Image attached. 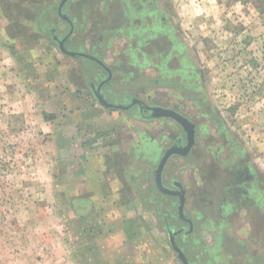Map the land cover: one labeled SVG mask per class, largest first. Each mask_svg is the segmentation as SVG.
Returning <instances> with one entry per match:
<instances>
[{
  "label": "rangeland",
  "instance_id": "rangeland-1",
  "mask_svg": "<svg viewBox=\"0 0 264 264\" xmlns=\"http://www.w3.org/2000/svg\"><path fill=\"white\" fill-rule=\"evenodd\" d=\"M60 1L0 0V264H183L166 230L168 222L185 226L176 213L165 216L177 197L164 195L163 204H158L153 198L159 190L149 173L151 166H145L170 142L162 137L158 121L138 118V105L128 111L109 109L127 120L123 134L117 129L103 134L93 131L90 107L98 102L89 81L97 83L98 73L104 71L85 57L60 50L50 33L52 27L56 36L69 30L58 14ZM155 1L171 36L167 47L179 48L180 59L185 57L192 65L228 140L240 147L250 175L264 194V0ZM80 2L69 0L64 6L86 31L79 43L86 41L88 50H96L108 65L119 57L127 59L121 72L124 85L116 72L105 88L121 85L128 95L158 103L159 90L144 81L145 75L155 77L156 58L146 63L139 53L142 49L128 45L127 55L114 53L108 44L97 49L93 29L97 21L92 15L84 27ZM67 47L77 49L71 43ZM207 121L215 129V123ZM120 136H127V145L141 140V152L127 165L137 177L128 176L127 184L120 185L132 190L133 196L126 190L123 196L133 201V207L116 214L100 202L105 193L115 191L110 152ZM212 137L218 139L216 132ZM176 162L169 161V173L184 164ZM100 172L109 178L107 183L97 182ZM175 173L188 188L186 209L196 218V213L209 209L204 204L210 193L205 192L202 176ZM224 182L212 194H218ZM200 189L204 193L199 194ZM82 202L87 206L80 207ZM263 209H253V229L235 226L234 236L224 237L220 262L201 239L189 243L179 237V241L198 264H264L256 260L262 256ZM201 225L196 218V228ZM242 238L246 243L238 241ZM204 240L210 245L215 242L210 232Z\"/></svg>",
  "mask_w": 264,
  "mask_h": 264
},
{
  "label": "flooded vegetation",
  "instance_id": "flooded-vegetation-1",
  "mask_svg": "<svg viewBox=\"0 0 264 264\" xmlns=\"http://www.w3.org/2000/svg\"><path fill=\"white\" fill-rule=\"evenodd\" d=\"M93 4L97 6V8L95 7V11H103L104 8H107L106 11L108 14H111V20L109 22L110 32L103 35L104 38L101 40L103 45L112 44L117 41L118 36H122L125 38L128 46L140 47L142 49L139 53L141 54V59H144L146 63L153 62V56L156 58V62H154L155 64L152 66L155 69V77L149 78L144 74V81L147 84L155 86L156 89L159 90V102L148 104L142 100L140 104H132L138 105L139 107L138 117L141 118L149 114L148 109L142 108L144 104L156 105L179 112L193 124L191 128L194 132V139L190 145V130L184 125L178 123L171 117H159L156 119L163 132L162 137H165V139L170 142L166 150L171 147L176 149L169 161L175 159L177 161L176 163H178L179 160L183 161L184 164L182 166L177 164V166H174V169H172L173 171L169 173V171H167L168 161L163 172V184L170 192L173 191V193L158 191L153 194V198L158 204L162 205V196L177 197V201L169 204L168 212L165 213V216L169 218L176 213L175 217L178 222L185 223V226H175L168 222L166 230L168 234H170L169 231L172 230L176 242L184 250L191 264L198 263L191 259L187 248L180 243L179 237H182L183 241L189 243H191L190 241L192 239L194 241L193 243L201 239L202 243L207 245L206 251L208 250L214 255L215 261L220 262L219 255L222 251L220 244L224 241V237L225 239L227 236L233 237V234H235V226H239L240 229L246 228L247 225L250 226L248 227L250 229L254 228L253 224L255 221L252 219V211L255 208L259 210L260 208L263 209L264 194L258 189V183L255 182V179L250 175V167L248 163L243 161L240 147H235L232 141L228 140L229 138L222 129L218 117L216 116L215 109H213L212 105L207 100L206 93L199 84L192 65L187 62L185 57L180 59L179 48H176V46H172V48L167 47L168 44L166 40L169 41L171 36L164 28L165 20L157 7L156 1L81 0V13L84 14V12L88 10V6L90 8V5L92 6ZM102 5H104V8ZM64 10L67 11L65 7ZM97 15H99V13ZM50 33L57 42L55 39L57 29L52 27ZM67 33L68 32L60 37L63 38ZM172 43L173 42H171V44ZM133 56L135 57L134 54ZM143 67L147 68L148 64H144ZM102 71L104 72L98 73V82L95 83V85L97 86L107 80L103 84L102 90L105 92L108 99L115 103L123 104L124 106L133 103L134 99H139L127 93L122 94L121 99V95L116 92V88H105L112 78V72L110 79H107L109 73L105 69ZM92 82L93 81H89V86L93 92ZM118 89L120 90V87H118ZM131 106L126 109V111L130 110ZM205 119L212 120L215 123V129L210 128L208 121ZM164 129H166L165 134ZM215 132L218 139L212 137V135H215ZM165 151L162 152L160 158L156 161V167ZM150 162L153 163L154 161L150 159ZM149 167L147 166L148 169H150ZM156 167L152 171H149L154 177V182V171ZM175 170L188 171L189 173L202 176L200 178L205 184V192L210 193V200L204 204V207H208L209 209H206V211L201 210L198 213L195 212L196 218L202 221V225L199 229L196 228L195 216L189 214L186 209L188 188L185 187L180 178L175 175L177 174ZM142 173H140V176H142ZM147 174L148 173H145V175ZM226 175H229V178H225ZM136 177L137 174H132L131 179ZM215 179L217 180L215 181ZM222 181H225L223 189L218 194L216 193V195L212 194L215 193V187L221 185ZM178 183H181L180 187ZM255 189L257 193L254 192ZM201 191L204 193V191L200 189L199 194L202 193ZM179 192L182 193L185 198L184 212L181 215L178 213V204L180 202ZM207 195L208 194H206V196ZM216 196H218V199ZM213 198L215 199L213 200ZM200 199L205 200L202 197H200ZM244 222H246V224H243ZM206 232L213 234V238L215 239L213 245H210L209 242L204 240V234ZM245 239L246 238H242V240L238 239V241L244 244L246 243L244 241ZM261 255L262 256L256 258L259 263H262L264 260V240ZM246 256H248V254ZM246 256L245 261H247Z\"/></svg>",
  "mask_w": 264,
  "mask_h": 264
},
{
  "label": "crops",
  "instance_id": "crops-1",
  "mask_svg": "<svg viewBox=\"0 0 264 264\" xmlns=\"http://www.w3.org/2000/svg\"><path fill=\"white\" fill-rule=\"evenodd\" d=\"M95 10H96L95 7H91L90 9L88 8V10L86 12H84V14H82L80 19L84 22V27H86L91 21V16L92 15L95 16L94 20L96 19L97 25L94 26L93 29H94V33H96L98 40H99V42H97V49L100 50L103 47V43L101 41L102 38H104L103 35H106V34H108V32H110L109 22L111 20L110 19L111 14H108L107 11L103 12V11H95ZM66 12L70 15V17L75 22L74 31L70 35V38L67 40L66 43H71L73 46H77L76 50L84 49L88 53L93 54L96 57L100 56L96 52V50H93L92 51L93 53H91L88 50L86 41L79 43L80 38H82V36L84 35V33L86 31H84L83 26L81 27L80 22L78 21V19H76V16L74 17L73 13L68 12V11H66ZM98 13H99V15H97ZM101 13H102V15H101ZM116 43H118L119 45H122V47H123L122 50L118 46V44H116ZM112 45H115V47H112ZM108 46L110 47V50H113L114 53H115V50H117L118 54L120 53L123 55H127V42H126L125 38H123L122 36H118L117 41H115L112 44H108ZM71 50H73V49H71ZM69 56H72V55H69ZM72 57H82V56H72ZM85 59H89V58L85 57ZM100 59H102L103 61L105 60L103 58H100ZM89 60H91V59H89ZM91 61H93V60H91ZM105 64H107V63H105ZM108 66L111 69L112 77L117 72L119 75V78L122 79V81H121L122 85H124L123 83H125L126 78H125L124 73L121 74V72L124 71L125 67L127 66V59L120 58V57L116 58L114 63L112 64V66L110 64ZM118 87H120V90L118 89ZM116 92L118 94L122 95V94L127 93V90L122 89V86L120 85V86H117ZM83 103H85V105H88V104H86V102H83ZM109 109H113V108H105V107L101 106L99 103L95 106L90 107V111H92V113H93V116L91 119V124H92L91 126H92L93 131H97L99 133L102 132V134H103L104 132L117 129V131H120V134H123L125 131V127L127 128V123H126L127 120L124 118V116L120 115L118 111H113V110H124V109H113V110H109ZM81 110L84 113V108H81ZM124 111H126V110H124ZM138 118H140V117H138ZM140 119L147 121V119H143V118H140ZM148 121H153V120H148ZM84 126L87 127V124H85ZM126 137L127 136H120L119 140H117L114 143V145L112 147L113 149L110 152V157H112L111 159L114 161L113 165L115 167V171H113V173H112V177H114V182L116 183V185L114 187L115 191L113 192V194L105 193L103 195L105 197L102 198L101 202H100L101 206L103 205L106 207H113L116 214L120 213V212L125 213L127 211V207H133V204H134L133 201H129L127 199L124 200V196H123V194H126V193L133 196L132 192H131L132 190L130 188L127 189V187L121 188L120 185L123 186V185H125V183L127 184L128 176L130 177V180L135 179V178L131 179L133 173L131 171L127 170V165L129 164L128 160L132 159L133 156H134V158L135 157L139 158L138 153L141 152V140H140V142H138L139 144H137V145L135 142H132V141H130L131 144L127 145V138ZM160 155H158V153L153 154L151 157V161H154V162L153 163L151 162V164H149V165H145L146 168H147V166H151V171H152L156 167V161L158 160ZM102 174L103 173L100 172L99 176L101 178L97 179V182L100 185L103 183H107L108 179H109L108 177L103 178ZM101 188H102V186H101ZM134 188L132 187L133 191H135ZM124 190H126V193L124 192ZM135 201H137V199H135ZM83 203H85V202H82L79 204V205H81L80 207H86L87 206L86 204L84 205ZM89 205H88V207H89ZM136 205H138V204H136ZM116 217L119 218L120 216L116 215ZM124 218L125 217L119 218V219L123 220ZM117 225L118 224H116L114 226V229H113L114 233L117 229ZM123 234H127V233H123Z\"/></svg>",
  "mask_w": 264,
  "mask_h": 264
},
{
  "label": "water",
  "instance_id": "water-1",
  "mask_svg": "<svg viewBox=\"0 0 264 264\" xmlns=\"http://www.w3.org/2000/svg\"><path fill=\"white\" fill-rule=\"evenodd\" d=\"M68 1L69 0H61L59 5H58L59 16L63 20H65L69 24V27H70L68 33L63 38H61L60 36H56V38H55L57 40V44H58L60 50L64 53L68 54V55L82 56V57H86V58L93 60L94 62H96L97 64L102 66V68L105 69L109 73V76L107 79H110L111 69L109 68V66L107 64L104 63V61L102 59L96 57L93 54L88 53L84 49L71 50L67 47V44H66L67 39L73 33L74 27H75V22L70 17V15L64 10V6ZM105 81H107V80H105ZM105 81H103L101 84H99L97 86L95 85L94 82H92L93 83L92 88H93L94 96H95L97 102L101 106H103L105 108L125 109L126 110L132 104H134V103L140 104L142 102V100H140V99H134L133 103H131L130 105L124 106L123 104H118V103H115L113 101L108 100L107 95L102 90V86L105 83ZM142 108H146L149 110V114L147 116L141 117L143 119L156 120L159 117H171L174 120H176L178 123L184 125L187 129L190 130L189 131V143H190V145L192 144L193 139H194V132H193L191 127H193V124L191 123V121L188 118L184 117L179 112H176V111L170 110V109H166L163 107H159L156 105L144 104L142 106ZM175 151H176V149L172 148V147L167 149L165 151V153L163 154V156L161 157V159H160V161H159V163H158V165L154 171L155 185L159 191L164 192V193H173V191L170 192V190L163 184V172H164V168L166 167L169 159L175 153ZM178 186L180 187L181 183H178ZM179 195H180V202L178 204V213L181 215L184 212L185 198H184L183 194L180 192H179ZM169 233H170L169 235H170L171 245H172L173 249L175 250V252H177V257L179 258V260L183 264H191L190 261L188 260L186 253L184 252V250L176 242V239L172 234L173 233L172 230L169 231Z\"/></svg>",
  "mask_w": 264,
  "mask_h": 264
}]
</instances>
